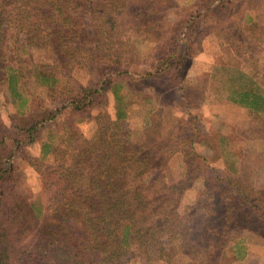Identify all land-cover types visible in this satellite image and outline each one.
Returning <instances> with one entry per match:
<instances>
[{"label": "trees", "instance_id": "1", "mask_svg": "<svg viewBox=\"0 0 264 264\" xmlns=\"http://www.w3.org/2000/svg\"><path fill=\"white\" fill-rule=\"evenodd\" d=\"M159 1L0 0V86L14 108L13 132H0V264H173L170 237L183 229L178 264H232L247 255L245 240L228 231H252V217L264 222L261 193L225 178L230 188L209 190L218 200L199 202L184 222L183 178L167 176L165 152L176 150L192 174L184 145L198 119L185 103L199 94L182 81L200 38L216 37L221 51L208 82L213 93L264 117L258 0H185L175 20ZM38 46L52 49L54 60L39 58ZM81 52L89 55L92 85L74 75ZM172 97H181L185 116L165 129ZM152 99L146 122L162 134L138 143L129 119ZM66 116L67 140L57 142L52 128ZM83 119L95 126L90 138L78 127ZM35 145L38 156L28 150ZM17 155L37 173L45 195L20 191ZM238 198L236 209L230 202ZM218 201L224 211L216 221Z\"/></svg>", "mask_w": 264, "mask_h": 264}, {"label": "rangeland", "instance_id": "2", "mask_svg": "<svg viewBox=\"0 0 264 264\" xmlns=\"http://www.w3.org/2000/svg\"><path fill=\"white\" fill-rule=\"evenodd\" d=\"M184 1L160 0L159 4L166 10L167 18L169 20H175L176 16L180 13ZM255 9L260 10V16L263 17L264 21V0H258ZM136 45L140 52L143 53V49L145 50L144 45L140 46L139 40H137ZM39 48H42L43 51H39ZM190 52L191 57L187 61V69L182 81V87L186 91L194 90L199 94L197 98H194L195 103L189 104L190 101L188 100L190 99L185 103V105L187 104L192 108L189 111L190 114L196 116V119H198L196 123L190 122L194 126H189V129L195 130L196 128V130L194 131L193 137H188L187 140L190 142L184 145L185 150H190L187 153L189 157L185 159V163L189 162L193 165L192 169H190L192 174L186 175V172H188L187 166L183 163V158L177 155L176 150L175 152L173 151L174 153L172 150L165 152L167 156H170V158L168 157L167 176L169 178L172 176L173 179L171 181L174 182L183 178L182 186L184 193L181 198L179 214L185 222L186 216L192 210L194 211V209L200 208L202 204H198L199 202L207 199L209 202L218 200V198L211 199L207 193L209 190H226V187L230 188V186H228L224 179L236 177L238 185L254 188L249 191L261 193V195H257L260 197L257 202L260 203L264 216V198L262 197V193H264V117L247 108L234 105L222 99L220 94L213 93L215 92L214 87H209L210 84L208 82L210 80V74L212 73V66L215 61L221 59V55L219 54L221 51L219 50L216 37L212 38L209 36L196 40V42L191 44ZM38 53L40 54L39 58L47 57L48 59L51 58V61L54 60L52 49L47 46H38ZM263 56L264 54H262ZM74 75L78 82L85 86L94 83L95 78L89 66L88 53L81 52L79 54ZM262 79L260 78V82L264 86V80ZM30 89L37 92V89H34L32 85ZM145 92L149 94L148 91ZM174 93V91L171 92V94ZM201 97H206L207 99L202 101L200 99ZM172 98H169V103L173 107L164 115L165 118L161 120V124L165 129L177 123L181 119L179 118L180 116H185L184 113L180 112L183 106V103L180 102L181 97ZM154 107L155 101L152 99L150 102L145 103L142 112L137 113L135 117H132L133 119H129L132 128V140L142 143L144 141L156 142L160 139L162 130L157 131V129L146 122L148 120L146 114ZM13 112L14 108L8 98L6 87L1 85V133L9 131V134H11L13 132L11 130L12 127H10L12 121L9 116ZM87 119L79 122L78 127L84 136L90 138L95 131V126L93 121H90V119L88 121ZM66 120L67 116L66 118L62 117L52 128L57 142L61 141L63 143V141L65 142L67 140L68 123ZM170 135L174 136L173 130ZM4 141L5 145L10 146L12 144L9 135L5 137ZM180 144L182 143L180 142ZM28 150L33 156L39 155L38 145H35L31 149L28 148ZM40 163L47 164L45 161H41ZM14 166L20 171L21 175L20 184L22 188L20 191L24 190L27 192L30 190L36 195L46 194L40 185L37 173L29 168L26 161H23L18 155L15 159ZM234 199L230 203L232 207L238 209L237 207L240 205L239 201L242 200L238 198V201H236ZM223 211V205L218 201L215 205L216 218H218L216 221L220 220L219 214H223ZM251 220L252 223L249 226H252V231L241 226L234 227V225L228 231L230 238H243L247 246V255L245 258L232 264H264V222L254 217ZM170 238H172V246L175 251L170 261L175 264L179 259L184 257L186 232L183 229V231H178ZM6 264L15 263L10 260ZM154 264L160 263L155 262Z\"/></svg>", "mask_w": 264, "mask_h": 264}]
</instances>
